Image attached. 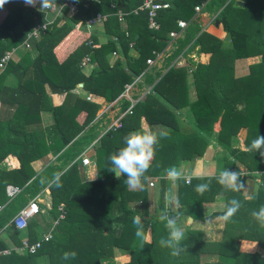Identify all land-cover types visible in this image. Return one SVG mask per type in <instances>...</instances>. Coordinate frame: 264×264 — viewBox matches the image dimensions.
Here are the masks:
<instances>
[{
    "label": "trees",
    "instance_id": "1",
    "mask_svg": "<svg viewBox=\"0 0 264 264\" xmlns=\"http://www.w3.org/2000/svg\"><path fill=\"white\" fill-rule=\"evenodd\" d=\"M71 1L77 11L69 16L62 10L68 15L64 24L57 26L51 22L37 38L29 39L26 36L32 28L47 21L46 13H41L36 5L25 4L24 0H7L0 8V58L23 43L28 46L17 62L11 59L0 69V106L14 109L7 120L0 119V161L10 156L14 164L11 171L0 170V230L22 208L25 196L32 197L37 192L41 180L32 179L30 163L51 151L58 153L69 147L95 118L99 105L85 100V96L70 93L76 85L93 97L113 102L125 86L144 72L145 61L163 50L167 33L175 30L176 21L190 22L195 6L202 5L205 13L215 15L213 20L226 34L230 47L222 48L219 39L200 32L194 43L199 46V52L209 55L205 65L198 64L193 69L171 66L156 75L157 81L142 101L130 107V113H124L128 104H122L124 115L119 128L107 131L93 145L95 180L81 181L74 163L58 176V181L55 179L49 185L50 218H56L59 204L64 210L63 218L53 230L43 223L51 238L42 242L32 255L10 250L9 254L0 256V264H42L40 260L47 264H99L115 249L128 255L126 262L116 264H264V255L256 252L258 248L264 253V228L259 227L252 215L264 206V158L246 147L257 135H264V0H153L169 5L156 12V30L148 29L146 13L137 11L142 0ZM53 3L59 6L63 0ZM116 11L124 14L122 23L116 21L113 14ZM96 14L106 15L103 32L114 37L116 44L111 40L98 44L95 38L73 30V25H80ZM194 35L195 31L188 29L167 62L180 54ZM130 47L138 53L137 58L128 57ZM116 51L118 56L112 57L111 53ZM84 56L91 67L87 75L79 68ZM255 56L259 62L248 65L245 73L235 74L236 62ZM145 81L151 84L152 78L146 76ZM189 85L193 90L192 102ZM45 87L50 95H62L60 105L50 104ZM39 112L49 113V126L33 134L22 131L39 119ZM215 125H218L216 133ZM146 129L167 135L156 146L155 157L139 189L127 190L126 176L113 177L110 156L114 149L125 146L123 138L129 132ZM242 129L246 134L240 150L232 146V141ZM212 137L221 150L223 168L239 171L234 166L237 163L248 173H258L261 181L257 190L247 195L243 188L226 191L213 178L210 190L201 195L195 191L196 186L215 176L194 177L187 183L178 180L176 204L186 208L182 216H190L191 199L211 202L217 195L224 198L223 209L211 214L210 219L223 218L227 202L233 198L242 207L229 221L223 219L220 241L202 242L199 232L186 230L182 242L185 251L173 257L159 244L160 238L167 236L161 219L162 180L159 183L161 213L150 215L148 199L154 185L148 186L151 182L148 178L159 179L165 169L202 157ZM83 143H71L66 156L79 155L87 148ZM241 180L244 183L243 177ZM7 185L21 189L10 200L5 195ZM131 202L139 203V208H131ZM36 216L38 213L33 217ZM137 216L142 218L143 228L149 230L146 241L136 235L133 220ZM33 228L34 219L27 222L25 230L17 232L23 233L31 244L41 237H36ZM9 231V241L14 247L19 246L16 230ZM242 242L251 243L254 249L242 251ZM6 249L11 248L0 238V251ZM66 252H75V258L64 259Z\"/></svg>",
    "mask_w": 264,
    "mask_h": 264
},
{
    "label": "crops",
    "instance_id": "2",
    "mask_svg": "<svg viewBox=\"0 0 264 264\" xmlns=\"http://www.w3.org/2000/svg\"><path fill=\"white\" fill-rule=\"evenodd\" d=\"M168 2V1H167ZM39 2L36 4L38 8ZM55 3H52L51 10H47L46 19L49 22H56L57 26L64 24L67 21V14L63 13L57 7ZM214 14L205 13L202 9L195 13L190 22H186V27L180 32L177 38L168 39L167 43L163 50L152 59L153 64L147 66L144 72L136 77L133 82L130 84V87L127 91L115 99L111 103L103 101L101 98L93 97L90 94L85 93L81 85H76L70 93L78 95L80 97L90 95L91 101L97 103L99 108L96 112L95 118L93 121L84 129L77 137L73 139L71 143L77 144L79 142H84L83 146L89 147L91 149L87 151V156L89 158L90 164L88 166H81L80 161L76 156L67 157V149H63L58 153L53 151L49 152L47 155L33 161L30 163V168L34 173L32 179L41 180V183L37 186V192L34 196L28 197L25 196V203L22 205L25 206L28 201L35 199V202L38 207V216L32 217L30 220L34 219V228L33 231L38 238L42 234L49 232L48 229L43 227V223L52 225L53 220L50 218V207H51V196L49 193V185L60 176L65 170L68 169L74 163L76 164V170L78 178L81 181H94L96 178L95 164L93 160V147L98 143L99 138H101L107 131L109 127L114 123V121L122 115L121 106L124 103L128 104V107L133 106L136 102L142 101L145 95L150 91L151 87L157 81L156 75L163 74L171 66L184 67L190 66L192 69L198 64L205 65L208 62L209 55L199 52V46L194 43V39L198 36L200 32H206L217 39L220 40V46L222 48H229V40L224 34L218 24H215L213 18ZM197 27V31L195 30ZM188 29L194 30L195 35L191 38L189 43L181 50L180 54L173 56V58L167 62V59L174 54L177 49V44L180 40L183 39L184 35ZM73 30L81 33L86 36H91L96 39L98 44H102L107 40H111L116 44V39L107 35L103 32L102 24H97L90 29H86L82 24L73 25ZM222 35H225V40H222ZM136 37V36H135ZM118 49V47L116 46ZM24 50L22 48H17L13 51L12 60L17 62L21 57ZM117 52V53H116ZM115 52V55L112 57L118 56V51ZM128 57L137 58L138 53L133 47H130L128 51ZM246 60L247 65L259 62V57H249ZM237 63V62H236ZM91 70L90 65L87 68L83 69V74L87 75ZM149 76L152 78V83L149 84L145 81V77ZM8 78V83L11 81ZM188 82L190 83V76L187 77ZM11 83V82H10ZM45 92L48 95L49 102L52 106H58L61 104L63 97L62 95H50L49 90L45 87ZM189 100L192 102L194 100L193 90L191 85L188 87ZM14 109H8L3 106H0V119L7 120L9 116L13 113ZM38 120L31 124L26 125L22 131L33 134L37 132H43V130L50 124V115L48 112H39ZM218 130V125L214 126V133ZM146 131H148L146 129ZM214 138L212 137L211 142L208 145L207 152L200 158L194 159L192 161H182L178 163L175 167L183 173V179L189 181L191 178L200 177V176H216L219 171L223 169L221 159V150L214 144ZM94 145V146H93ZM232 146L238 149H243L242 142L236 141L233 139ZM90 153V154H89ZM234 166L239 169L241 177L244 178V187L243 192L247 195L254 193L257 190V187L260 184L261 179L259 178L258 173H248L245 171L244 167L234 163ZM14 164L10 156L5 157L0 161V170L8 172L13 170ZM153 182L152 195L149 196V214L150 215H159L161 210L159 209V183L162 180V211L164 209H169L171 213L179 215V224L182 227L183 231L193 230L197 231L200 234L202 242H217L221 239V234L223 230V218L216 216L211 217V214L221 212L223 209V200L224 198L220 195H217L213 198L211 202H200L198 199H191L188 205L189 217L182 216L185 209L181 205L177 207L176 196H177V181L173 182L169 180L166 174L162 173L161 178H148ZM186 184V183H185ZM12 186V185H7ZM127 190H138V188H131L125 184ZM156 193V196H155ZM131 208H139V203L131 202L129 203ZM2 207H0L1 210ZM17 213V212H16ZM15 213V214H16ZM14 214V215H15ZM12 215V217L14 216ZM11 217V218H12ZM5 224V226L0 230V238L5 241L6 245L9 248L14 247L13 244L9 241L7 236L8 231L13 232L10 225V220ZM29 221V220H28ZM27 221V222H28ZM18 235L19 240L21 241L24 238L23 233L15 231ZM54 233V232H53ZM142 240L146 241L149 237L148 228H143L142 230ZM240 247L246 250H253L254 246L251 243L242 242ZM258 249V248H257ZM256 249V252L260 250ZM261 252V251H260ZM113 254L110 257L103 258L99 261V264H116L117 262H126L128 260V255L125 251L115 249L112 252ZM260 254V253H259ZM261 255V254H260ZM263 256V255H262ZM214 260V258L212 259Z\"/></svg>",
    "mask_w": 264,
    "mask_h": 264
},
{
    "label": "clouds",
    "instance_id": "3",
    "mask_svg": "<svg viewBox=\"0 0 264 264\" xmlns=\"http://www.w3.org/2000/svg\"><path fill=\"white\" fill-rule=\"evenodd\" d=\"M7 0H0V8L4 6ZM39 2L40 9H49L52 7L53 0H24V3L29 6H35ZM165 132L148 131H131L124 139V147L119 148L110 156L111 171L117 179L126 176L124 183L131 188L141 186L142 178L151 167V162L155 157L156 146L162 138H166ZM249 152L258 153L261 158H264V135H257L247 146ZM167 178L173 182L183 179V173L175 166L165 169ZM204 179V177H200ZM216 179L217 183L226 191H239L244 187L239 171L223 168L215 177L208 178V182L196 186L195 191L203 194L211 188V180ZM57 181L59 177L56 178ZM57 186L59 184L57 183ZM179 207V205H177ZM242 207L239 200L233 198L227 202L226 211L223 219L229 221L235 213ZM253 218L258 223L260 228H264V206L259 211L252 213ZM167 229V236L161 237L159 244L162 248L169 250V254L173 257H178L185 248L182 247V242L185 239V232L179 224V215L173 214L169 209H164L161 216ZM136 226V235L142 236L143 223L142 218L137 216L133 220ZM75 252L64 253V259L75 258Z\"/></svg>",
    "mask_w": 264,
    "mask_h": 264
},
{
    "label": "built area",
    "instance_id": "4",
    "mask_svg": "<svg viewBox=\"0 0 264 264\" xmlns=\"http://www.w3.org/2000/svg\"><path fill=\"white\" fill-rule=\"evenodd\" d=\"M88 1H94V2H98V0H88ZM60 10H65L66 13L71 16L73 14L76 13L77 8H76V4L74 2H72L71 0H63V3L59 6H55ZM169 8L168 3H155L153 2V0H142V4L138 7L137 11H144L146 13V18H147V27L148 29L151 30H156L157 29V23L155 22V16H156V12L158 10H162V9H166ZM202 8L201 6H195L194 7V13H198ZM43 9V13H46L45 9ZM135 13V11H134ZM114 14V17L116 18V21L118 23H122L123 22V18H124V14L121 13L120 11H116ZM106 19V15H101V14H96L95 16H93L92 18H89L87 20H85L82 25L84 28L86 29H90L91 27L97 25V24H102ZM51 22L46 21L43 24H39L35 27L32 28V30L27 34L26 38H37L41 33H43L46 30V27L50 24ZM186 27V22L182 21V20H177L176 24H175V30H171L167 33V38L168 39H175L178 37V35L180 34V32ZM28 46L26 43H23L21 48L22 49H26ZM12 54L13 51L6 53L3 57L0 58V69H2L4 67V65L12 59ZM112 56L115 55V52L111 53ZM145 64L147 66H150L153 64V60L152 59H147L145 61ZM87 66H89V60L87 56H84L80 62H79V68L81 70L87 68ZM130 85L125 86V91H127L129 89ZM85 100L87 101H91V96L90 95H86L85 96ZM130 106L126 109V111L124 113H130ZM124 113H122V115L120 117H118L114 123L109 127L110 130H114L119 128L120 123L119 120L120 118L124 115ZM91 146L85 148L77 157V159L80 161L81 166H88L90 164L89 162V158L87 156V151ZM187 183V181H186ZM149 187L153 186V182L151 181L148 184ZM21 189L14 187V186H6L5 187V195L7 198L13 199L16 195H18L20 193ZM38 207L37 204L35 202V199H31L30 201L27 202V204L25 206H23L22 208H20L17 213L11 218L10 220V225L12 226V228H14V230L16 231H23L26 228L27 225V221L30 220L33 216H35L38 213ZM57 216L56 218L53 220L52 225H51V230H53V228L57 225L58 221L61 220L63 218L64 215V210L62 208V205L59 204L57 206ZM50 231L46 234H42L39 240H36L35 242L29 244L27 243L26 239L21 240L20 241V245L17 247H12L11 249H6V250H2L0 251V256L3 255H7L9 254L10 250L11 251H15L18 254L21 255H32L35 254V252L40 248L42 242H46L51 238V233Z\"/></svg>",
    "mask_w": 264,
    "mask_h": 264
},
{
    "label": "rangeland",
    "instance_id": "5",
    "mask_svg": "<svg viewBox=\"0 0 264 264\" xmlns=\"http://www.w3.org/2000/svg\"><path fill=\"white\" fill-rule=\"evenodd\" d=\"M39 5V4H38ZM38 9L40 10V12L41 13H43V9L41 8L40 9V5L38 6ZM45 10V9H44ZM48 11L49 10H51V8H49V9H47ZM47 10H45L46 11V14H47ZM222 40H225V35H222ZM19 48H21V47H19ZM248 65H247V63H246V60H241V61H238L236 64H235V70H234V72H235V74L236 75H240V74H243V73H245V71H246V67H247ZM234 139H236V141H238V142H242L243 140H241L240 138H239V136L237 135ZM91 149V147L89 148V150ZM90 154V153H89ZM155 196H156V193H155ZM22 240H24V238L22 239ZM242 249V251H244V250H246V249H243V248H241ZM258 250V249H257ZM260 250V249H259ZM248 251H250V250H248ZM261 251V250H260ZM258 252V253H260L261 255H264V253L261 251V252ZM41 261V263L42 264H47V262H42V260H40Z\"/></svg>",
    "mask_w": 264,
    "mask_h": 264
},
{
    "label": "water",
    "instance_id": "6",
    "mask_svg": "<svg viewBox=\"0 0 264 264\" xmlns=\"http://www.w3.org/2000/svg\"><path fill=\"white\" fill-rule=\"evenodd\" d=\"M215 24H217V22H215ZM245 134H246V130H245V129H242V130L239 132L238 136H239V138H240L241 140H244V138H245ZM117 151H118L117 149H114V150H113V153H115V152H117ZM113 177L116 178V176H115L114 173H113Z\"/></svg>",
    "mask_w": 264,
    "mask_h": 264
}]
</instances>
